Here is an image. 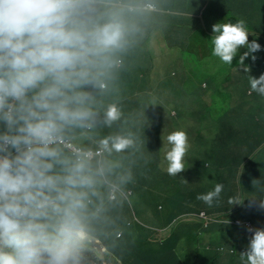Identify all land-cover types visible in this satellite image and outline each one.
Instances as JSON below:
<instances>
[{"label": "clouds", "instance_id": "9594fccd", "mask_svg": "<svg viewBox=\"0 0 264 264\" xmlns=\"http://www.w3.org/2000/svg\"><path fill=\"white\" fill-rule=\"evenodd\" d=\"M182 2L191 10L173 8L169 12L183 18L197 17L196 28L200 33L203 27L207 29V24L211 25L215 34L212 55L225 64L232 65L238 51L246 47L248 51L240 55L237 63L241 73H248L250 68L245 59L251 56L255 61L252 54L262 48L255 40L249 43L248 34L256 36L245 27V22L219 23L221 12L211 9L220 8L218 3L206 13L203 9L196 13V4L190 7L189 0H180L175 6H181ZM97 3L98 0H0V125H3L0 130V264H77L78 260L81 264H142L123 259L122 249L110 250L96 237L104 223L99 212L108 206L91 199L107 188L110 200L120 205L127 202L131 221L150 230L131 200L134 187L147 182L149 163L145 162L149 160H145L139 172L122 175L121 185L107 175L119 165L103 161L105 153L133 150L138 132L106 136L99 140V146L94 139L93 148H85L81 138L66 137L70 130L93 127L97 116L92 107L94 97L85 89L87 86L107 88L111 71L122 64L117 53L126 48L130 31L134 30L119 11L105 12L107 20L100 22L95 17ZM123 7L130 11L137 8L125 4ZM142 8L161 10L160 5L151 1ZM249 84L250 92L264 96V74L258 78L249 75ZM229 96L233 107V100L238 102V98ZM133 98L125 97L127 106H132L129 102L134 103ZM121 107L114 103L107 107L104 118L107 126L120 120ZM130 110L135 112L134 108ZM177 111L173 108L171 115L177 118ZM169 112L167 107L162 115ZM248 119L255 127L252 130L245 127V133L236 139L230 138L233 149L247 148L259 137L260 123H264L256 116L254 119L248 116L246 122ZM176 123L175 128H179ZM65 139H69V146L63 145ZM166 139L171 147L165 152L163 163L167 165L166 173L174 177L185 170L188 135L176 130ZM261 139L262 144L255 149L264 146ZM165 148L166 143L163 151ZM240 153L243 157L247 155L246 149ZM253 154L242 164L243 175L245 167L253 163ZM184 182L188 183L185 179ZM172 185L163 189L164 194ZM248 186L247 182V190ZM223 189L222 183H216L213 190L197 195V199L211 207L214 201L219 202ZM244 190L237 185V192L242 195L228 199L229 205L235 204V210L248 195ZM171 197L166 195V206ZM96 203L99 207H95ZM250 204L255 209L264 208V191ZM164 207L159 204L157 208ZM209 207L188 212L181 218L194 217L203 229H208L222 221L221 215ZM235 223L243 225L250 236L246 251L241 252L243 264H264V229L247 218H238ZM163 230L167 232L169 227ZM218 250L224 251L225 247L220 246Z\"/></svg>", "mask_w": 264, "mask_h": 264}, {"label": "trees", "instance_id": "16d2710c", "mask_svg": "<svg viewBox=\"0 0 264 264\" xmlns=\"http://www.w3.org/2000/svg\"><path fill=\"white\" fill-rule=\"evenodd\" d=\"M119 1L122 4L124 2V0H112V2L114 3H118ZM132 1L134 0H131V2ZM148 1L150 0H135L134 6L137 8L135 10H132L131 13L126 12L127 16L125 17V19L129 23L128 26L132 24L134 26V30L130 31V34L128 36V44L126 48L121 51V56H117L118 58L122 59L121 66L115 68L116 73L114 77H117V75L118 77L116 79H113V77L112 79L106 80L107 88L105 90H100L92 86H87L85 89L94 97V103L92 107L97 112V116L95 118L93 127H91V130H87V128H76L70 130L66 133V137L82 139V137L87 134L91 137L92 140L96 139V146H99V140L106 136L117 135L121 132H130L133 130L127 120H122V118H120L119 121L114 122L109 127L104 123V118L105 111L110 104L114 103L118 107H120L121 105L127 103L124 96H118L116 95V93L119 92V83L124 84L126 87L130 85L131 74L129 70L131 67V63L135 58L138 57L140 51L142 50L143 43H145L146 40L150 39V21L153 20V13L150 10L142 8V5ZM151 1L159 7L160 0ZM189 2L190 7L196 4V9L195 11L193 10L196 13H199L202 9L203 13H206L210 10L214 3H218V5H220V8L211 9H216L217 11L221 12L222 15L220 16L219 23H227L230 19H233L236 22L243 20L245 22L246 28H249L247 24V18L248 16H250V11H253V3H256L261 8L260 12L258 11L259 13L256 12V17L259 20V24L250 26L249 29H251L256 36L254 40L262 46L263 53L261 56H259V59L264 60V0H189ZM229 4L232 10H236V8H238L239 10L238 13H232L231 17H229L227 14L228 9L226 6ZM120 7L123 8V5H120ZM187 8L189 7L185 4V2H182L180 9L186 10ZM127 9L128 8L124 7V11H127ZM138 11H142L143 14H137ZM121 14L123 15V11H121ZM140 24H142L143 26L139 27ZM180 24L185 25L182 30L188 29V20H182L178 25ZM193 25L196 26L197 23L193 22ZM155 27L156 26L152 25V29H155ZM199 27L201 28V26ZM140 28H144L146 30L145 33L147 34V37H143L142 35H140ZM129 51L130 56L126 57L125 52ZM243 51H248V49L246 47L241 48L238 52L241 55ZM245 62H247L246 64L250 63L251 65H253L257 63V59L253 61L251 58L247 57L245 59ZM258 65H260V63H258ZM149 72L152 71H147L145 69L142 80L145 77V74ZM147 80L149 82H152L151 77L147 78ZM217 97H219L220 100V96ZM229 98L231 102L232 97L229 96ZM221 105H224V103H222ZM153 106L158 107V113H150V118L153 122V130L150 129V148L155 152L156 155L155 159H152L150 161V167L154 163L158 167L161 163V152H163L164 143H166V146L168 147L167 150L171 147V145L167 143L166 138L167 135L175 131V127L170 128V125L175 124L176 122L173 115L169 113L167 115H162L161 102L156 103ZM210 113L211 112H209V114ZM216 114L217 118L219 117L218 120L220 123V128L216 127V130L212 131L211 134L206 136V139L209 140L210 151L207 156V160L200 164L203 169H201L200 166L194 173H189L184 170L177 176H174V178H176V182H178L179 185H183L185 183V179L188 182L185 184L191 187L190 192L194 188H197L201 190V194L213 190L216 183H222L224 185L222 194H225V199L219 198L218 203L214 201L213 206L209 207L201 200L194 203L195 199L191 198L189 199V201H187V190L179 191L176 197L172 195V201H170V205L168 204V206H166V209H163L161 219L164 221L163 224H161V227L150 226V234L155 235V233L151 231H156L160 235L165 234L166 238L164 239V241L160 242L155 241L158 240V238H156L154 241L150 240L151 255H149V252L145 251V246L149 242L147 237L149 235L148 228L145 231L144 225H139L140 223L131 221L130 213H128V211H130V207L127 202H122V206L118 201L114 202L113 200H110L108 198L109 190L107 188H105L102 192L97 190L98 195L93 196L91 199L107 204L108 208H101L99 212L100 220L104 223L96 237L102 240L108 249H122L123 259H127L132 255L136 257L135 259H137L142 264H158L160 261L161 264H224L222 257L221 260L218 261L220 257L219 253L225 252L226 246L228 247V239L224 236H222L221 238V243L216 246V252L218 253L216 255L215 252H211L209 250L211 249L209 248L210 243L206 244L205 246L200 243L201 246L199 248H196L194 250L195 252H191L190 255L185 258L181 257L179 251H182L181 247L183 245H186L187 250L193 245L197 244L201 236L199 235L200 230H202L203 232L209 229H213L216 226L223 225L227 227L240 226L241 230L237 233L241 235L247 231L243 225L235 223V220H237L238 218H244L241 214L236 212L237 210H235L234 207L235 204H228V199L230 197L236 196L240 198L242 194H240L239 192L231 193V191L228 190H230V187L234 185L241 186L242 189L247 190V180L245 179L241 171L242 164L247 159V156L251 155L253 153V150H255V148H258L262 144V139L261 137H258L257 140L247 148L244 147L233 149L232 147H229L227 143H224L226 140H229L230 138L236 139L238 136H240V134L245 133L244 129L247 125V122L246 124H242V108L236 113L232 111L230 114L233 116L229 117V119V114L225 115V113L221 110L216 109ZM178 119L179 117H177V120ZM176 127H178L177 123ZM0 130H3V125H0ZM211 136H214V138H210ZM247 136H249L248 133ZM203 143L205 142L196 144L202 145ZM194 144L195 143H193V145ZM242 149H246L247 155L245 157H243L240 153ZM63 150L66 154L70 155V153H68L64 148ZM188 153L189 152H187V154ZM120 154L121 152H113L110 155L108 153H105V158L103 161H108L119 165V167L114 168L112 172L108 173L107 175H118V180H111L121 185L123 183H121L120 177L122 175H126L129 172H131L132 174L142 170L146 159H144V161L134 160L132 158L121 159ZM212 162H214L215 165ZM145 163H149V161ZM246 165H249V161H246ZM164 168L167 169V165L166 167L164 166ZM202 179L204 185H201L200 183ZM208 185H210V187L208 189H205V187ZM189 193L187 192V194ZM244 193L247 194V192ZM239 206L242 208L243 202L240 203ZM95 207H99V205L96 203ZM206 207H209L210 211L220 214V219L222 221L216 222L215 224L211 225V227L204 230L202 224L199 220H196V218H181L182 215L188 212H199V210ZM168 227L169 231L165 232L163 229L168 230ZM120 231H122L121 236L117 237V234ZM220 246H224L225 250H218ZM196 250L200 253H196ZM234 252H236V250ZM153 256H156V258H154ZM113 262L115 263L116 261L114 260Z\"/></svg>", "mask_w": 264, "mask_h": 264}, {"label": "rangeland", "instance_id": "374dc122", "mask_svg": "<svg viewBox=\"0 0 264 264\" xmlns=\"http://www.w3.org/2000/svg\"><path fill=\"white\" fill-rule=\"evenodd\" d=\"M180 7L181 6H173L174 9H180ZM226 7L228 9L227 14L229 17H231L232 13H238L239 11L238 8L232 10L230 4ZM260 9L261 8L256 3H253V11H250V16L247 18L249 28L250 26L259 24L256 12H260ZM186 10H191V8H187ZM137 14L143 13L142 11H138ZM184 18L189 22L187 30H182L185 27L184 24L178 25L181 22L180 20L172 19V26H165L164 29H158L157 27V31L153 35V40L149 39L143 43V61L148 62V71H150V59L158 61H168V59H171V62L169 63L170 65H164L160 68L159 72L152 71L145 74L143 80L141 79L142 84L145 86L155 85V90L151 92L153 95L134 97V103L131 105L135 110L132 116L139 138L143 136L148 138V141H150V127L153 126V122L150 121V113H158V107L153 105L161 102L162 111L169 107V114H171L173 108L178 110L177 117H179V119L177 120L176 117H174V119L175 122L179 124V128L175 129L185 131L188 135L189 143L187 150L189 153L187 154L186 152L183 161L185 170L189 173H194L198 170V167L201 166L200 164L207 160L210 151L209 140L206 139V136L216 130V127L220 128L216 109L223 111L225 115L229 114L228 119L233 116L230 114L232 112V107L229 98V86L232 81L241 78L242 74L240 72L241 68L238 70L237 63L240 57L239 52L233 58L232 65L223 63L218 57L212 55V36L215 35L212 31V26L207 24V29L203 27L200 33L196 26L193 25L191 18ZM229 22L237 23L233 19H230ZM130 26L132 28L134 27L132 24H130ZM142 26V24L139 25V27ZM140 29V35L147 37V34L145 33L146 30L144 28ZM162 32H164V36L161 35ZM253 40V36L248 34L249 43ZM152 42L157 45L158 49H150V43ZM162 44L164 45L163 48H161ZM244 52L245 51H243L242 54ZM262 53L263 51L259 50L252 55L256 56V65L257 67H261V74H264V60L259 59V56H261ZM117 55H121V51L117 53ZM125 56L129 57L130 51L125 52ZM248 58H251V56ZM258 63H260V65H258ZM168 70L169 74L167 72ZM165 75L169 77V79H167ZM150 77L152 78V82L147 80V78ZM216 92L217 96H220V100L219 97L216 96ZM222 103H224V105H221ZM209 112L211 113L209 114ZM250 124L251 120L248 119L246 125L247 129H250L248 127ZM172 127H175V124H171L170 128ZM210 138H214V136H211ZM202 142L205 143L200 145ZM193 143L195 144L193 145ZM146 145L148 144L145 143L142 147L135 149V151H141ZM167 148L168 147L166 146L163 153L167 151ZM255 152L259 153L262 151L255 149L253 150V153ZM139 156L144 158L143 153ZM146 158H150V153L147 154ZM162 159H165L164 155H162ZM148 165L150 170L146 178L147 182L134 187V194L131 197V200L133 203L132 206L140 219L146 224H149V226H153V224H150L153 220L150 217V214H154V217L159 219L163 213V210L157 209L153 204H156L157 202L159 204H164V209H166V195H177L179 191L186 190L187 184L184 183L183 185H179L177 182V184L167 187V191L164 194V192H162L163 187H161L160 178L152 166L150 167V161ZM201 169H203L202 166ZM117 176L118 175H113L114 179H117ZM209 187L210 185L206 186L205 189H208ZM199 194H201V190L197 188H194L189 194L186 192L187 201L191 198L195 199L194 203L200 201L197 199V195ZM156 196L159 197L157 198ZM220 198L225 199V194L221 193ZM237 213H248L255 221L256 225L258 223L259 215H261L263 217L262 220H264V211H249L246 208L238 206ZM257 226L258 228L264 226V221L260 224L258 223ZM146 229L145 225L144 230L146 231ZM240 230V226L227 227L223 225L216 226L213 229L203 232L200 230L199 235L201 236L197 244L187 250L186 245L181 247L182 251H179L181 257L185 258L189 256L192 249L200 247V243H210L209 248L211 249H207L211 252H215L216 255L218 254L216 252V246L221 243V238L224 236L228 239L227 245L229 248L226 246L225 252L219 253L220 257L218 261L221 260L222 257L224 264H243L240 259L241 252L246 251L250 237L247 231L242 235L237 233ZM151 232H154L156 236L150 234V230H148L149 235L147 237L149 242L145 246V251L149 252V255H151L150 240L154 241L158 238V240L155 241L160 242L164 241L166 238L165 234L160 235L156 231ZM230 248L234 249V251L236 250V252H230ZM196 253L200 252H197L196 250ZM153 257L156 258V256ZM127 259L134 260L136 263L139 262L132 256H129ZM77 264H81L79 260L77 261Z\"/></svg>", "mask_w": 264, "mask_h": 264}, {"label": "crops", "instance_id": "0c3cea01", "mask_svg": "<svg viewBox=\"0 0 264 264\" xmlns=\"http://www.w3.org/2000/svg\"><path fill=\"white\" fill-rule=\"evenodd\" d=\"M134 1L131 2V0H124L123 4L134 6ZM179 1L180 0H160L161 10L151 11L153 13V15H152L153 20L150 21V40H153V35L157 31V29H156L157 27H158V29L159 28L164 29L165 26H172V18H175L178 21L179 20L185 21V18L169 12V10H174L173 6H175L176 4L178 5L179 3H177V2H179ZM123 4L120 1L118 3H114V2H112V0H98V3L96 5L95 17L99 18L100 22H105L107 20V17L103 15L105 12H108V11H119V12H121V11H123V15H122L123 20L128 25L129 23L125 19V17L127 16L126 12L131 13V11L129 9L127 11H124V7L123 8L120 7V5H123ZM192 21L194 23H197V17H193ZM152 25L156 26L155 29H152ZM129 28L133 29L134 27L132 28L129 25ZM161 35L164 36V32H162ZM163 46L164 45L162 44L161 48H163ZM261 48H262V46H261ZM150 49L156 50V49H158V47H157V45L154 44V42H152V43H150ZM142 50H143V48H142ZM142 50L140 51L138 57L135 58L133 60V62L131 63V67L129 70L130 74H131L130 85H128L126 87L124 84L119 83V85H118V91L119 92L116 93V95L124 96V97H137V96H148V95L151 96V95H153L151 92L155 90L156 86L155 85L145 86L142 84V81H141L143 74L145 72V69L147 70V67H148L147 66L148 62L143 61L144 55H142ZM170 62H171V59H168V61L167 60L158 61V60H151L150 59V71L159 72L160 68H162L164 65H166V66L170 65L169 64ZM246 65L249 66L250 71L248 73L242 72L241 78H238L235 82H232L231 85L229 86L230 95H232L233 98L234 97L238 98V102H235L234 100L232 102L233 112L236 113L238 110H240L242 108V114H243L242 123H244V124H246V119L248 116L253 118V119L256 116L264 123V96H261L255 92H250V84H249V75H251L255 78H258L261 75V67H257L256 64L251 65L250 63L246 64ZM120 66H121V64L118 65L117 67H120ZM167 72L169 74V70ZM115 73H116V69L114 68L111 71L108 79H112L114 77ZM117 77H118V75H117ZM117 77L115 76L113 79H116ZM167 79H169V77H167ZM150 81H151V79H150ZM129 104L133 105V103H129ZM234 107H236V108H234ZM131 108H133V106H127L126 104H123L121 109H120L121 113H122L121 118H122V120H127L130 123L131 128L133 129L132 132L136 133L138 131H137V128L135 127V124L133 121V116H132L133 112L130 110ZM248 127L250 128V130H252L255 127V125L251 124ZM259 133H260V134H258L259 137L261 135V137L264 140V125H262V123H260V126H259ZM135 136H136V138H138V140L136 141V144L132 147L133 150L129 149L127 151L122 152L120 154V158L121 159L132 158L134 160L146 159L149 161H151L152 159H155L156 154L154 151L151 150L150 141H148V138L143 137V136L139 138V134H136ZM254 136H256V134H254ZM81 142L83 143V146L85 148L95 147L93 140L87 134L82 137ZM145 143H147L148 145L143 147L141 149V151H135V149L142 147ZM224 143H227L229 145V147L233 146V144L231 143L230 140H226ZM260 150L262 152H259V153L255 152L252 155L251 158H252L253 163H251L249 166H246L244 169V177L249 184V186H248L249 189L244 190V192H247V194L248 193L249 194L247 195V197L242 198V202H243L242 208H246V209H249L250 211H255V212L261 211L264 209V208L255 209L252 207V204H250L252 199H257L262 194V192L264 191V146ZM141 153L144 154V158L139 156ZM149 153H150V158H146L147 154H149ZM161 155H164V158H165V152L164 153L161 152ZM152 168L158 174V176L160 178V184H161V187H163V189H165V187L168 185L177 184L176 178L171 177L166 173L165 168H164L163 159H161V163L158 167L155 163L152 164ZM149 170H150V168H149ZM109 178L114 179L113 175H109ZM114 180H118V176H117V179H114ZM254 181H255V183H254ZM200 183H201V185H204L203 179L201 180ZM200 187H202V186H200ZM186 190L189 193L191 190V187L187 186ZM228 191H231V193L237 192V185L231 186L230 190H228ZM153 205L156 206V208L157 207L159 208L158 202L156 204H153ZM169 205H170V203H169ZM246 212H248V211H246ZM241 215L244 218L252 220V222L256 226L255 221L250 217V215L248 213H242ZM150 217L153 219L152 222H155V223L151 222L150 224H153V226L152 225H150V226H152V227H159L160 226L161 227V224H163V221H164L161 219V217L159 219H156L154 217V214L153 215L150 214ZM262 219H263V217L261 215H259V219H258L259 224L264 221ZM258 223H257V225H258ZM166 226H167V224H166ZM261 228L264 229V226H261ZM202 245L205 246L206 244L202 243ZM127 264H129V263H127ZM130 264H133V263H130Z\"/></svg>", "mask_w": 264, "mask_h": 264}, {"label": "built area", "instance_id": "2783aa9c", "mask_svg": "<svg viewBox=\"0 0 264 264\" xmlns=\"http://www.w3.org/2000/svg\"><path fill=\"white\" fill-rule=\"evenodd\" d=\"M63 145H65V146H69V145H70V141H69V139H65L64 142H63ZM202 215H203L205 218L208 219V216H207L205 213H203ZM209 222H210V220H209ZM237 222L239 223V221H237ZM247 225L250 226V227H252L251 224H250L249 222L247 223ZM252 228H253V227H252Z\"/></svg>", "mask_w": 264, "mask_h": 264}]
</instances>
